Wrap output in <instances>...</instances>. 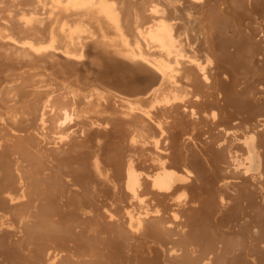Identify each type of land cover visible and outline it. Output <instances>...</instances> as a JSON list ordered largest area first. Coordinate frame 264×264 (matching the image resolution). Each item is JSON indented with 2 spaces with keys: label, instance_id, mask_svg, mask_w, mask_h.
I'll return each mask as SVG.
<instances>
[{
  "label": "bare ground",
  "instance_id": "bare-ground-1",
  "mask_svg": "<svg viewBox=\"0 0 264 264\" xmlns=\"http://www.w3.org/2000/svg\"><path fill=\"white\" fill-rule=\"evenodd\" d=\"M0 264H264V0H0Z\"/></svg>",
  "mask_w": 264,
  "mask_h": 264
}]
</instances>
